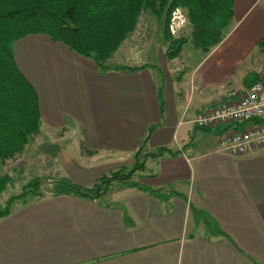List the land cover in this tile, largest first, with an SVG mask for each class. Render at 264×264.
Returning a JSON list of instances; mask_svg holds the SVG:
<instances>
[{
	"label": "crops",
	"instance_id": "crops-1",
	"mask_svg": "<svg viewBox=\"0 0 264 264\" xmlns=\"http://www.w3.org/2000/svg\"><path fill=\"white\" fill-rule=\"evenodd\" d=\"M232 12L223 39L178 75L181 51L169 59L158 43L160 65L137 63L132 33L108 69L42 33L13 42L40 113L24 149L83 186L133 166L140 148L144 166L98 199L18 201L0 217V264H264V146L232 155L218 147L222 125L193 123L264 65V0H233ZM159 147L175 153L144 155Z\"/></svg>",
	"mask_w": 264,
	"mask_h": 264
},
{
	"label": "trees",
	"instance_id": "trees-1",
	"mask_svg": "<svg viewBox=\"0 0 264 264\" xmlns=\"http://www.w3.org/2000/svg\"><path fill=\"white\" fill-rule=\"evenodd\" d=\"M232 1L0 0V160L20 153L30 136L39 131L37 95L15 63L12 49L15 40L30 33H42L52 40L63 42L78 54L92 58L99 68L108 69L111 67L106 64L108 58L132 32L141 11L146 9L163 19V34L169 41L165 55L171 59L180 53L186 42L203 52L217 45L232 19ZM175 8L184 12L190 25L189 36L171 37L168 24ZM256 46L264 52V35ZM140 149L135 153L134 165L127 173H122L121 169L107 172L90 186L76 184L66 177H55L48 182L33 177L18 193L6 199L0 207V217L9 214L15 201L26 202L28 195L31 196L30 200L67 194L98 199L113 182H127L136 170L143 168V161L138 159ZM164 153L175 152L159 147L155 152L144 155L159 156ZM10 181L7 174L0 176V192ZM131 184L147 190L144 186ZM158 190L149 191L155 194ZM209 229L212 234H225L218 226Z\"/></svg>",
	"mask_w": 264,
	"mask_h": 264
},
{
	"label": "rangeland",
	"instance_id": "rangeland-1",
	"mask_svg": "<svg viewBox=\"0 0 264 264\" xmlns=\"http://www.w3.org/2000/svg\"><path fill=\"white\" fill-rule=\"evenodd\" d=\"M179 10L182 14L183 21L178 25L174 34L170 32L168 24L171 37L189 36L190 33V25L184 12L180 8ZM131 33L134 36H138V38L135 37L131 48H129V53L133 55L132 59L137 63L149 61V63L155 66L160 65L161 56L158 51L160 46L158 43L165 44L166 47L169 45L168 39L163 34V19L157 18L148 10L143 9L137 19L135 28L130 32V36H128V38L126 37V40L131 38ZM201 55L200 49H195L190 42L184 43L179 57L174 61V64L179 68L176 74L178 75L182 72L189 71L190 67H192ZM30 148L31 145L27 146L24 151L22 149V153L20 152L11 158L0 160V176L7 174L11 179L7 187L0 192V207L4 205L6 199L10 195L18 193L22 186L31 178H43L48 182L57 177V172L55 173L52 163L47 160L45 167L43 166L44 158H41V156H44V154L38 153L36 150L31 151ZM130 168H132V166L124 168L122 173H127ZM133 178L137 177L134 176ZM30 197L31 196L28 195L27 199L30 200ZM17 204H19V202L15 201L13 207Z\"/></svg>",
	"mask_w": 264,
	"mask_h": 264
},
{
	"label": "built area",
	"instance_id": "built-area-1",
	"mask_svg": "<svg viewBox=\"0 0 264 264\" xmlns=\"http://www.w3.org/2000/svg\"><path fill=\"white\" fill-rule=\"evenodd\" d=\"M182 21L179 8H175L169 23L172 34ZM255 73L257 78L248 86L229 90L225 103L205 108L193 119L201 128L222 125L218 147L232 155L264 146V65Z\"/></svg>",
	"mask_w": 264,
	"mask_h": 264
}]
</instances>
